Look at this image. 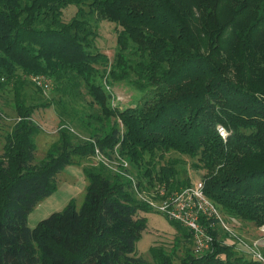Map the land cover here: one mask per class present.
<instances>
[{"label": "trees", "instance_id": "16d2710c", "mask_svg": "<svg viewBox=\"0 0 264 264\" xmlns=\"http://www.w3.org/2000/svg\"><path fill=\"white\" fill-rule=\"evenodd\" d=\"M71 6L77 12L65 21ZM101 22L118 29L112 64L95 44ZM21 72L52 81L57 96L49 106L58 140L40 163L41 128L21 97ZM107 73L140 100L113 106L108 82L98 81ZM6 86L18 121L0 156V264H151L136 245L147 229L140 212L153 209L131 179L83 163L116 146L141 170L137 178L126 171L147 197L155 183V193L165 190L160 200L191 186L181 167L192 159L225 217L264 227V0H0V91ZM71 165H83L88 180L82 205L71 200L30 228V214ZM215 240L211 252L179 264H262ZM150 255L174 264L156 246Z\"/></svg>", "mask_w": 264, "mask_h": 264}, {"label": "rangeland", "instance_id": "374dc122", "mask_svg": "<svg viewBox=\"0 0 264 264\" xmlns=\"http://www.w3.org/2000/svg\"><path fill=\"white\" fill-rule=\"evenodd\" d=\"M76 12L77 7H69L64 11L63 19L65 21H70L75 16ZM97 32L98 38L95 43L96 47L100 52L107 55L110 64H112L118 50V29L116 25L112 23L101 22ZM109 71L110 69H108V73ZM108 73L104 75L103 78L98 79V81L102 84L108 82V90H110L113 95L111 104L121 109L135 105L140 100L143 93L127 82L113 84L108 78ZM22 76L25 75L22 73ZM23 80L25 84L20 92L21 97L25 100L27 106L35 107L33 119L41 128L40 134L36 137V160L37 163H40L46 158L48 151L58 140L60 121L58 115L54 112L55 108L49 106L50 101L57 96H55L53 92L52 81L48 82L49 88H42L38 85L36 78L33 76H25ZM14 99L15 92L11 86H6L5 89L0 91V156L4 152V137L11 132V128L18 121ZM88 101H90V98L87 99V102ZM79 105L80 108L87 106L86 103L81 101H79ZM74 133L83 139L88 137V134L77 128H75ZM105 156L110 158L112 162H115L113 163L115 168H118V163L124 164L123 161L128 164L130 163L129 168L132 167L131 172H133L136 178L137 171H141L129 162L126 156H123L118 146L108 150ZM193 161L192 159L187 160L185 166L181 167L182 178L189 177L192 185L200 182L202 179V173L193 170L191 166ZM97 162L95 157H91L89 161L85 160L83 163L86 166L97 167ZM115 168L113 169L114 173H116ZM144 184H147L146 181H144ZM87 186L88 180L84 174L83 165H71L66 167L65 170L57 176V191L52 196L42 200L30 214L28 219L29 227L35 228L40 221L48 218L51 214L62 211L71 200H74L79 206L82 205ZM155 186L156 187L146 191V194L150 195V198L156 197L154 191L157 190L160 185L155 183ZM152 209L153 210L149 213L140 212L141 216L147 218V229L143 232L142 238L136 245L138 255L144 257L149 263L155 264L150 255V248L153 246L164 250L172 258L174 264H179L187 253H192L194 256H202L213 250L216 240L209 249L199 248L197 242L194 240L192 232L187 227L177 221L170 220L156 209ZM221 215L229 230H224L220 226L211 229L210 231L214 237L216 239L218 238L217 241L221 242L224 246L232 248L237 256L245 260L260 262L255 260L248 250L236 239L239 237L250 246H257L258 251L264 255V227L258 228L254 224L244 223L237 219H230V217H225L222 213ZM171 221L178 225L176 227L173 226ZM202 221L204 220H201V222ZM206 229L209 230V228ZM184 231L188 236H190V234L191 236L184 238L182 236ZM260 263L264 264V262Z\"/></svg>", "mask_w": 264, "mask_h": 264}, {"label": "built area", "instance_id": "2783aa9c", "mask_svg": "<svg viewBox=\"0 0 264 264\" xmlns=\"http://www.w3.org/2000/svg\"><path fill=\"white\" fill-rule=\"evenodd\" d=\"M35 78L38 85L42 88H49V83L44 77ZM218 132L223 139L227 138L228 133L223 127L219 126ZM95 158L98 162L103 163L112 171L115 168L113 166L115 162L108 159L99 149H96ZM123 163L124 164L118 163V168H115V171L117 174L132 180L139 200L146 203L149 207L161 212L170 220L177 221L187 227L192 232L194 240L197 242L199 248L209 249L214 243L215 237L210 231L211 229L220 226L224 230H229L218 207L205 195L202 181L189 186L182 192L174 193L164 200L157 199L158 196L163 197L165 195L164 188H161V190L155 193L156 197L150 198L139 192L138 187L135 185V181L126 171L127 168H129V164L125 161H123ZM201 220L204 221L201 222ZM206 228H209V230ZM236 240L248 250L255 260L264 262V255L258 251L257 246H250L239 237H237Z\"/></svg>", "mask_w": 264, "mask_h": 264}]
</instances>
